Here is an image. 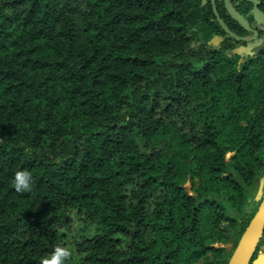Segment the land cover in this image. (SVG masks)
Listing matches in <instances>:
<instances>
[{"label": "trees", "instance_id": "16d2710c", "mask_svg": "<svg viewBox=\"0 0 264 264\" xmlns=\"http://www.w3.org/2000/svg\"><path fill=\"white\" fill-rule=\"evenodd\" d=\"M254 1L0 0V264H228L264 196Z\"/></svg>", "mask_w": 264, "mask_h": 264}, {"label": "water", "instance_id": "95a60500", "mask_svg": "<svg viewBox=\"0 0 264 264\" xmlns=\"http://www.w3.org/2000/svg\"><path fill=\"white\" fill-rule=\"evenodd\" d=\"M254 1V0H253ZM256 4V1H254ZM227 10L241 23V18L236 15L229 7L228 0L226 2ZM256 16L261 23L264 24V19L256 10ZM218 18V17H217ZM244 25V24H243ZM246 26V25H244ZM264 232V196L260 207L258 208L256 215L249 222L248 226L244 230L238 244L236 245L228 264H250L256 250L258 243Z\"/></svg>", "mask_w": 264, "mask_h": 264}, {"label": "clouds", "instance_id": "9594fccd", "mask_svg": "<svg viewBox=\"0 0 264 264\" xmlns=\"http://www.w3.org/2000/svg\"><path fill=\"white\" fill-rule=\"evenodd\" d=\"M33 177L30 171L18 170L12 179L16 191H28L32 187ZM73 249L69 246L57 245L47 256L40 258V264H65L67 258L72 256Z\"/></svg>", "mask_w": 264, "mask_h": 264}, {"label": "rangeland", "instance_id": "374dc122", "mask_svg": "<svg viewBox=\"0 0 264 264\" xmlns=\"http://www.w3.org/2000/svg\"><path fill=\"white\" fill-rule=\"evenodd\" d=\"M255 43L257 44V43H259V41H256L253 44H255ZM263 189H264V180L260 183L258 192L256 193V199H258L261 196ZM80 227H81V225H78V224L75 223L74 224V228L76 230H74L73 233L75 234L77 232V229H79ZM71 237H72V235H70V237H69L70 240H71ZM232 246H233L232 243L226 245V247L228 249H231ZM250 264H264V248L263 247L260 250H257L255 252Z\"/></svg>", "mask_w": 264, "mask_h": 264}]
</instances>
